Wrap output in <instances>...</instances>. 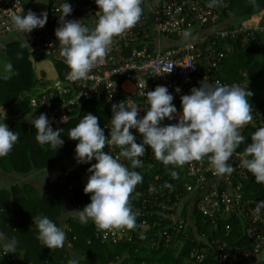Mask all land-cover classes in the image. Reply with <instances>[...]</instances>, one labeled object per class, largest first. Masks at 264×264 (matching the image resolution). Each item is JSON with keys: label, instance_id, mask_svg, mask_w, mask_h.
Wrapping results in <instances>:
<instances>
[{"label": "built area", "instance_id": "1", "mask_svg": "<svg viewBox=\"0 0 264 264\" xmlns=\"http://www.w3.org/2000/svg\"><path fill=\"white\" fill-rule=\"evenodd\" d=\"M36 0H0V36L5 37L16 33L12 23V15L26 13L28 7ZM72 6V13L66 19H80L89 28H94L98 20V10L95 0H66ZM211 0H142V15L138 23L121 36L113 38V44L103 62L98 63L89 76L82 80L69 79L70 69L60 56V45L55 37L58 27L59 9L63 0H50L48 4V19L43 28L34 29L25 34L34 56L48 57L63 65L64 83L56 82L51 88L36 94L22 92L19 99L27 100L31 111L35 114L44 113L49 118L54 129L68 124L76 106L87 102L104 100L110 107L112 104L124 101L139 105V116L145 114L148 108L147 91L154 90L158 85L168 87L174 96L172 103L180 100L185 94H190L192 87H199L200 82L215 85L224 84L220 76L222 63L226 57V47L240 44L247 50L256 44L258 32L264 33L260 20L244 23L235 29L218 28V21L223 14H228L229 0H218L209 8ZM199 29L209 30L198 35L192 41L178 46L166 47L164 42L172 35L183 36L188 31ZM172 67L170 73H160ZM190 66V67H189ZM144 84L146 87L144 88ZM179 87L181 91L175 92ZM177 110L176 115L180 114ZM65 116V123L62 117ZM111 118L102 126L105 136L110 137ZM255 128L264 127V100L255 112ZM176 120L165 119L162 124H174ZM136 136V142L142 141V136L135 129L130 130ZM114 157L119 156V147L109 144L103 149ZM143 167L134 169L140 174L154 170L156 173L148 180L145 187L136 186L133 198L138 204L133 211H139L137 227L133 230H100L99 235L104 241L138 240L141 235L157 231L149 237V244L156 247L162 241L168 243L171 238L180 234L190 225L186 217L181 215V205L189 196H193L196 209L202 213L205 221L218 230L219 221L237 217L243 221V232L250 242L249 247L230 245L226 237L232 228L225 225L223 238H212L205 244L194 247L190 252L191 264H198L210 256L218 264H264V209L259 214L255 209L257 202L264 200V183H256L262 189L261 197H244L245 184L254 177L244 167L242 161L245 152L237 149L229 163L235 171L223 179L214 174L208 157L201 161H193L183 167L165 166L158 161L151 148H147L141 158ZM78 164L74 156L68 159L61 170L57 190L70 201L77 210L90 202V194L83 192L87 180V169L94 164ZM120 162L131 169V162L121 157ZM165 171V172H164ZM172 171L178 173L173 178ZM219 180L224 188L210 185V181ZM171 182V184H170ZM171 185L167 187L165 185ZM178 214V215H177ZM178 216V217H176ZM140 218V221H139ZM139 228V230H138ZM198 233L196 228H192ZM67 230H69L67 226ZM197 239L203 240L201 235ZM14 253L5 254L0 251V264L15 262Z\"/></svg>", "mask_w": 264, "mask_h": 264}, {"label": "clouds", "instance_id": "2", "mask_svg": "<svg viewBox=\"0 0 264 264\" xmlns=\"http://www.w3.org/2000/svg\"><path fill=\"white\" fill-rule=\"evenodd\" d=\"M36 2L46 4V0ZM141 2L95 0L98 20L94 28H89L80 19H66L73 9L70 3L63 0L55 37L60 45V56L70 69V80L87 78L92 69L103 62L111 50L113 38L123 35L140 20L143 11ZM217 2L211 0L208 7H214ZM47 19L46 11L39 15L31 10L12 15V23L28 47L25 34L43 28ZM184 35L187 37L188 33ZM172 67L159 74L170 73ZM12 68L13 65L8 63L7 70L10 72ZM180 91L179 87L175 88V92ZM141 95H146L148 104L142 117L139 116L141 107L133 102L112 104L110 137L105 136L99 117L91 113L81 117L67 134L77 142L74 159L78 164L96 161L87 169L88 176L83 188L85 194H90V202L74 210L82 224L91 220L98 230L103 231L133 230L137 227L140 213L133 211L130 197L136 186L143 181V176L134 169L143 167L141 158L145 155L146 146L152 149L155 158L165 166L183 167L208 157L214 174L221 179L235 171L229 161L246 140L241 130L254 119L249 103L253 93L246 83L224 85L217 82L209 85L201 81L199 87L190 89V94L180 97L181 111L178 116L177 108L172 103L174 96L167 86L158 85L154 90ZM5 118L6 112L0 107V158L8 156L19 139V133L4 123ZM26 119L35 128L38 143L47 144L55 151L63 145L60 129L53 130L46 114L41 113L33 118L31 113ZM61 119L65 123V116ZM165 119H175L176 123L163 125ZM131 129L141 134L140 143L136 142ZM109 144L119 147V156L114 157L103 150ZM121 157L131 162V169L120 162ZM241 166L257 182L264 183V127H259L251 134ZM44 173L45 177L46 168ZM171 176L178 178V173L172 171ZM165 186L171 187L167 184ZM262 209L264 200L257 202L255 211L259 214ZM34 222L42 246L49 249L65 246L66 232L55 221L47 216H38ZM17 244L15 238H9L0 231V251L4 255L17 252Z\"/></svg>", "mask_w": 264, "mask_h": 264}, {"label": "trees", "instance_id": "3", "mask_svg": "<svg viewBox=\"0 0 264 264\" xmlns=\"http://www.w3.org/2000/svg\"><path fill=\"white\" fill-rule=\"evenodd\" d=\"M230 9L228 14H223L218 21V28L235 29L244 23L253 22V20L264 11V0H229ZM27 11H29L27 9ZM260 25L264 27V18L260 21ZM209 30L202 31L194 29L188 31V36L169 37L166 47L178 46L187 41H192L198 35L208 33ZM191 39V40H189ZM264 44V33L258 32L256 44L251 48L244 50L240 44H230L225 49L226 57L223 61L220 76L228 85L234 77L238 81L247 79H255L261 71V63L258 61ZM39 59L43 56H34L22 44L13 42L6 47L5 58L8 63L13 65L12 71L15 75L4 77V85L2 93L10 98L11 87L16 85L14 94L11 99H18L20 94L30 91L36 84L35 74L33 72L32 61L30 57ZM48 58V57H47ZM56 65L58 78L64 82V67L60 63L53 61ZM1 80V79H0ZM7 97V98H8ZM8 98V99H9ZM177 110L181 109V100L173 103ZM257 107H255L254 113ZM21 113L30 112L27 100L18 105ZM91 113L99 117L100 126H104L112 116L111 107L104 100L87 101L75 107L72 117L68 124L60 129L63 145L56 151L47 144H40L36 141V130L33 126H27L23 123H16L10 129L19 133L18 142L14 145L8 156L4 157L9 162V168L16 172L29 173L33 170L53 169L58 164H66L68 159L72 158L76 141L68 137V132L76 126L79 119L85 114ZM52 126V125H51ZM53 128V126H52ZM53 130H56L53 128ZM256 131L255 127L249 128L244 132L246 140L238 148L244 151L247 143H250L251 134ZM156 170V169H154ZM146 171L142 173L143 181L138 184L140 188L147 185V179L150 180L156 171ZM165 172V171H164ZM167 176H171L167 174ZM171 184V182H170ZM217 187V185H215ZM32 188L27 186L21 189H14L8 198L4 196L0 198V231L8 233L11 238L18 241L17 250L24 251L25 263L17 261L12 264H191L189 261L190 252L194 247L211 241L212 238H223L225 234V225L229 224L232 228L228 237H226L230 245H239L249 247L250 242L243 232V221L237 217H231L228 220L219 221L218 230H214L209 221L203 219V215L196 209L193 196L186 198L181 205V215L190 221V225L171 238L168 243L165 241L152 247L149 243L151 235H158L157 231H150L147 235H141L138 240L129 241H104L99 235L100 230L90 220L87 224H82L78 218L71 219L68 222L69 230L65 229L66 241L63 248L49 249L42 246V242L38 240V229L34 222V218L38 216H47L60 226L58 217L60 214L59 200L54 196H39L32 194ZM262 189L252 177L245 184L244 197H261ZM11 197V202L9 198ZM134 192L130 197V205L132 209L138 204L133 199ZM33 218V220H32ZM140 221V218H139ZM192 228H196L195 233ZM139 230V228H138ZM11 231L13 232L11 234ZM96 234H98L96 236ZM201 235L204 239H197ZM15 254V253H14ZM16 256V255H15ZM74 256V257H72ZM198 264H218L208 256L204 261Z\"/></svg>", "mask_w": 264, "mask_h": 264}, {"label": "crops", "instance_id": "4", "mask_svg": "<svg viewBox=\"0 0 264 264\" xmlns=\"http://www.w3.org/2000/svg\"><path fill=\"white\" fill-rule=\"evenodd\" d=\"M49 1L50 0H46V4L34 2L33 4H31L28 7V10L35 12L37 15H39L40 12H42V11L47 12ZM262 18H264V11L260 15H258L253 21L254 22H257L259 20L261 21ZM248 23H252V22H248ZM14 34L15 33L9 34L5 37L0 36V79H1L0 80V107H2L6 112V118L4 120V123H6L9 128L14 126L16 123H23V124H26L27 126H32V124L26 119V117L30 116L31 113H32L33 118L40 115V114L33 113L31 111V109H30V112H27V113H21L19 111L18 105L24 101H21L19 99L20 96L18 97V99H15V100L11 99V94L12 95L14 94V89L16 88V85H14V87H11V89H13V90L10 91V98L8 96H6L4 94V92L2 93L3 89L5 88V85H4L5 82L2 79H5L4 78L5 76L8 77L11 75H15V71L11 70L9 72L7 70L8 61L6 60V62H5L3 60V58H5V54H6V47L8 46V44L16 42L18 44H22L23 46H25L29 50L31 49L30 43L28 42L27 38H26V41L30 47L26 46L25 42L20 40V37H22L21 35L13 36ZM10 35L12 36L11 38H10ZM8 38H10V39H8ZM167 43L168 42L165 41L164 45L166 46ZM263 58H264V44L262 46L261 53L259 54V57H258V60L260 63H261ZM30 59L32 61V59H34V58L31 56ZM32 67H33V62H32ZM33 72H34V70H33ZM34 74H35V78H36L37 82L33 88L35 89L36 93L52 87V85H48V82L45 79L43 72L41 75L37 74L35 72H34ZM57 78H58V76H57ZM57 82H59V81H57ZM244 83L247 84V88L253 93V95L251 97H249V103L251 104L252 109H253V118H255V113H254L255 107H257L258 104H260L261 101L264 100V71H263V66L261 65L260 74L255 79L244 78L243 80L238 81L236 78L233 77L228 85L244 84ZM28 92H31V94H32V89ZM252 127H255V120L254 119H253L252 123H250L249 125H247L245 128H243L241 130L242 134L244 135V132L247 129L252 128ZM63 167H64V164L62 165L60 163L53 169L46 168L47 175L44 177V174H45L44 169L33 170V171L26 173V174L21 173V172H16L13 169L12 170L8 169L9 168V162L4 157L0 158V198H2L3 196H4V199H5V197L8 198L10 193L12 192V190H14V189H21L22 190V188L25 186L32 188V190H35V191H31L33 195L38 194L39 196H43V195H47L50 197L54 196L55 198H57L59 200V204H60V214L58 217V221H59L60 226L65 231V229H67V226L69 223L68 221L71 219H77V217L75 216V211H74L75 209L71 206L69 199L67 197L63 196L57 190V184H58L60 174L62 172L61 170L63 169ZM210 185H213V186L217 185L220 188H224V184L219 180L210 181ZM6 195H8V197ZM9 200L11 202V200H12L11 197L9 198ZM1 210H3V209L0 208V214H1ZM176 217H178V216H176ZM12 233L13 232L11 231V234ZM5 235L7 237L11 238V236H9L8 233L6 234V232H5ZM148 243H149V241H148ZM14 253L16 255L17 261H19L21 263H25L24 251L17 250V252H14ZM72 257H74V256H72ZM68 264H71V263H68Z\"/></svg>", "mask_w": 264, "mask_h": 264}, {"label": "rangeland", "instance_id": "5", "mask_svg": "<svg viewBox=\"0 0 264 264\" xmlns=\"http://www.w3.org/2000/svg\"><path fill=\"white\" fill-rule=\"evenodd\" d=\"M16 35H20V34L18 32H16L13 36H16ZM11 37L12 36L10 35V38ZM10 38H8V39H10ZM20 40L24 41V38L20 37ZM189 40H191V39H189ZM3 60L6 62L5 58H3ZM32 62H33V70H34V72L37 73V74H40V75L43 72L44 73V77H45V79L48 82V85H52L53 86V85L56 84L57 81H59L60 83H64V82H62L61 80H59L57 78L58 72L56 70V65L51 59H49L47 57H41L39 59L34 58V59H32ZM261 65L263 66V71H264V58L261 61ZM32 94H36L34 88L32 89ZM127 264H132V263H127Z\"/></svg>", "mask_w": 264, "mask_h": 264}, {"label": "bare ground", "instance_id": "6", "mask_svg": "<svg viewBox=\"0 0 264 264\" xmlns=\"http://www.w3.org/2000/svg\"><path fill=\"white\" fill-rule=\"evenodd\" d=\"M39 89V88H38ZM41 89V88H40ZM42 90V89H41Z\"/></svg>", "mask_w": 264, "mask_h": 264}]
</instances>
